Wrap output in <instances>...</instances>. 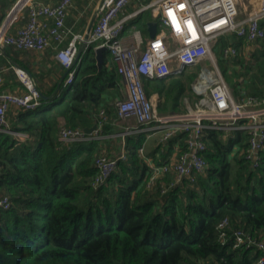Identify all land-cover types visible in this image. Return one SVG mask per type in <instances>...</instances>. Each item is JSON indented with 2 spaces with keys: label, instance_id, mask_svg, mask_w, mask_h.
<instances>
[{
  "label": "trees",
  "instance_id": "16d2710c",
  "mask_svg": "<svg viewBox=\"0 0 264 264\" xmlns=\"http://www.w3.org/2000/svg\"><path fill=\"white\" fill-rule=\"evenodd\" d=\"M12 4L0 0V22ZM152 19L145 10L133 24L144 21L148 28ZM229 44L238 52L224 57ZM215 52L232 66L224 77L235 97L242 92L264 97V39L249 42L232 32L218 38ZM110 57L105 50L99 68L90 46L70 84L60 82L66 68L59 63L50 90L37 83L52 97L41 96L32 110L9 111L11 130L24 135L0 131V195L11 200L9 208L0 207V264H259L263 252L255 245L235 246L237 230L264 240V148L257 165L246 157V129L229 134L208 129L205 171L164 193L160 183L147 185L149 168L139 153L146 134H129L126 158L93 186L94 159L110 155L103 150L108 139L66 142L59 130L62 124L92 126L101 107L109 116L118 114L114 90L123 89ZM197 74L189 65L167 77L147 78V94L159 93L160 114L184 111V96L198 100L191 87ZM112 127L105 123L102 134ZM225 218L229 223L221 228Z\"/></svg>",
  "mask_w": 264,
  "mask_h": 264
},
{
  "label": "built area",
  "instance_id": "2783aa9c",
  "mask_svg": "<svg viewBox=\"0 0 264 264\" xmlns=\"http://www.w3.org/2000/svg\"><path fill=\"white\" fill-rule=\"evenodd\" d=\"M72 2L58 0L51 4L43 0H13L0 25V55L10 45L34 50L53 47L59 61L70 68L64 80V85H68L76 74L73 62L80 46H84L83 52L92 45L94 50L105 47L110 51L126 85L125 95L115 100L118 118L135 119L137 124L125 122L119 154L95 157L97 173L92 180L93 186L104 183L116 170L119 160L126 158V136L142 131L148 132L149 137L157 136L155 158L147 155L144 145L139 153L149 168L147 185L153 187L160 183L163 193L205 171L208 129L228 133L246 129L249 132L246 157L258 164L264 148V97L245 92L235 97L219 67L215 47L219 37L232 32L249 42L264 39V0H259V4L244 15H240V0H100L95 11L96 21L88 35L87 31H74L66 26ZM129 6H133V10L120 16ZM145 10L151 11L160 30L154 37H144L133 25L132 40L126 42L123 33L127 23ZM22 19L24 23L17 27L16 22ZM237 52V47L229 44L223 55L229 57ZM207 60L211 65H204ZM197 64L202 66L191 83L193 92L199 97L195 106H186L190 97L185 96L186 110L160 114L146 92L143 78L167 77L185 66ZM12 69L26 89L15 92L1 88L5 69L0 67V131L23 136L11 130L9 111L12 106L37 108L41 104V91L26 68L13 65ZM108 121L109 114L101 107L96 115L97 127L91 133L82 127L62 124L59 135L66 142L100 138ZM10 205L9 196L0 195V207L6 209ZM228 223L229 219L225 218L219 226L224 228ZM235 239V246L255 245L260 249L263 254L258 262L264 264V240L242 230L235 232Z\"/></svg>",
  "mask_w": 264,
  "mask_h": 264
},
{
  "label": "crops",
  "instance_id": "0c3cea01",
  "mask_svg": "<svg viewBox=\"0 0 264 264\" xmlns=\"http://www.w3.org/2000/svg\"><path fill=\"white\" fill-rule=\"evenodd\" d=\"M43 1H45L47 3H51V4H55L58 2V0H43ZM99 1L100 0H73L72 4L68 8V12H67V16H66V26L73 29L74 31L75 30L81 31V32L87 31V27L89 25V22L93 16V14L96 11V6H97ZM258 4H259V0H258ZM130 7H133V6L127 7L126 10H124L120 13V16L124 15L128 11H131ZM2 10H3V7L0 5V13L2 12ZM9 11H10V8H8L6 16L8 15ZM150 21H156L157 22L156 18H154ZM149 22H148V24H149ZM1 23L2 22H0V25H1ZM23 23H24V20L22 19V20H19L18 22H16V25H17V27H19ZM157 25H158V30H160L158 23H157ZM132 29H133V27L132 28H126V30L123 33L124 40L126 42H129L132 40L131 39ZM14 30H15V28H14ZM148 31H149V27H148ZM148 37H150V35ZM65 41H66V39H65ZM65 41H64V43H65ZM59 63H61V62L55 56V49L53 47H46L43 50H34V49H19V48H16L15 46H11V45L7 46L5 49V52L2 55H0V67H3L5 69L4 70V82L8 81V82H11V84H9L8 87L7 86L3 87V84H4V82H3V84L1 85V88L7 89L10 91H15V92H22L26 89L24 84L20 80H18V78L16 77V75L12 69L13 65H15V66L18 65V66L26 68L33 75L36 83H39V82L43 83L44 82L45 83L44 88H43L44 91L50 90L51 87L53 86L54 82L56 81V78H55L56 73H57L56 68L59 66ZM112 63L115 64L114 67L117 70L116 62L113 60ZM41 68L45 69L46 75L44 73H42L41 75H37L39 72V69H41ZM62 75L63 74H61V77H62ZM38 76H39V79H37ZM65 78H66V76H65ZM65 78H64V80H65ZM64 80H63V82H64ZM123 80H124V78H123ZM60 82H61V78H60ZM125 93H126V85H125ZM150 96L152 97L153 101L156 103V106H157L158 100H159V93L157 91H154ZM115 100H116V98H115ZM115 100H114V102H115ZM114 105H115V103H114ZM115 107H116V105H115ZM14 108H16V107L12 106L10 110H12ZM18 109H21V108H18ZM116 111H117V108H116ZM111 116H109V121L112 123L113 132H111L109 134H102V136L100 138L106 137L108 139L104 143L103 150L108 151L111 156H115V155L120 153V150L122 147V133L124 132L126 123L136 125L137 122L135 119L123 121V120L118 118V114L116 116L114 114H111ZM114 121H116V123H114ZM94 124H96V121ZM142 132H144L146 134V137H147L146 141L143 144L145 147L146 153L148 156H152L155 158L157 136L149 137L148 132H146V131H142Z\"/></svg>",
  "mask_w": 264,
  "mask_h": 264
},
{
  "label": "rangeland",
  "instance_id": "374dc122",
  "mask_svg": "<svg viewBox=\"0 0 264 264\" xmlns=\"http://www.w3.org/2000/svg\"><path fill=\"white\" fill-rule=\"evenodd\" d=\"M257 4H258V0H240V6H241V8H240V15H244V13L245 12H247V11H250L251 9H253L254 7H256L257 6ZM139 6V5H138ZM133 7H130V9L131 10H133L132 9ZM135 19V18H134ZM134 19H132V20H130V22L128 23V27L130 28L131 27V25H135L138 29H140L141 30V32H142V34L144 35V37H148L149 36V31H148V28H146V26H144V24H143V22H141V24H136V23H134L133 24V22H134ZM144 19V18H143ZM131 23V24H130ZM132 28V27H131ZM249 49H251V47L249 48ZM218 58H219V62H218V64H219V67H220V69L222 70V72L224 73V75H226V74H228L229 72H230V70H231V65L228 63V62H222L221 60H220V58L221 57H219V55H218ZM112 56L110 57V63H112ZM113 67H114V63H112L111 64ZM205 66H209V65H211L210 64V61H206V63L204 64ZM201 66H202V64H200V65H193V67L197 70V72H199V70L201 69ZM42 73H44L45 75H46V73H45V69H39V72H38V74L37 75H41ZM198 75V74H197ZM37 79H39V76L37 77ZM196 79V78H195ZM119 80H120V82H121V86H122V89H123V92H122V94L121 93H117V91L118 90H114V95H115V98L117 99V98H120V97H123L124 95H125V83H124V80H123V78H122V76H119ZM143 81H144V86H145V84H146V81H147V78H143ZM38 82V81H37ZM40 83V82H39ZM194 83V82H193ZM43 84H45L44 82H43ZM191 86H192V84H191ZM120 94V95H117V94ZM188 97H190L189 99H188V104H186V106H191V107H193V106H195V102L196 101H194L193 100V98H191V96L190 95H187ZM184 98H185V96H184ZM184 98H183V102H184ZM185 106V107H186ZM187 108V107H186ZM186 108H185V110H186ZM227 134H229L228 132H227Z\"/></svg>",
  "mask_w": 264,
  "mask_h": 264
},
{
  "label": "water",
  "instance_id": "95a60500",
  "mask_svg": "<svg viewBox=\"0 0 264 264\" xmlns=\"http://www.w3.org/2000/svg\"><path fill=\"white\" fill-rule=\"evenodd\" d=\"M96 18H97V13L95 12L89 22V25L87 27V35H88V32L91 30L94 22L96 21ZM149 35L150 37H154L158 31V25H157V22L156 21H150L149 24ZM106 50L105 47H98L95 52H96V58H97V65L99 68H102L103 66V53L104 51ZM84 46H80L75 58H74V62H73V65H75L78 60L80 59L81 55L84 53ZM70 68H67L65 70V72L63 73L62 77H61V82L64 80L65 76L67 75V73L69 72ZM41 96L44 97V98H49V97H52L53 95L50 94V95H45L43 92H41ZM97 127L96 124H93L92 126L90 127H87L85 128V131H87L88 133H91L95 128Z\"/></svg>",
  "mask_w": 264,
  "mask_h": 264
}]
</instances>
